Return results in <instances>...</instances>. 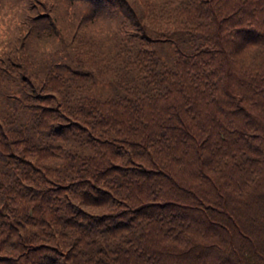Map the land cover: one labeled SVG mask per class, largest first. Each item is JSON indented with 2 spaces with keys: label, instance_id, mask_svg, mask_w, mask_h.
<instances>
[{
  "label": "trees",
  "instance_id": "16d2710c",
  "mask_svg": "<svg viewBox=\"0 0 264 264\" xmlns=\"http://www.w3.org/2000/svg\"><path fill=\"white\" fill-rule=\"evenodd\" d=\"M0 264H264V0H0Z\"/></svg>",
  "mask_w": 264,
  "mask_h": 264
}]
</instances>
